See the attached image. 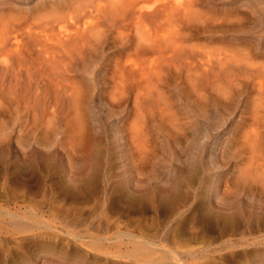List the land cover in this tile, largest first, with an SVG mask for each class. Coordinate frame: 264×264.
Masks as SVG:
<instances>
[{"label": "rangeland", "instance_id": "374dc122", "mask_svg": "<svg viewBox=\"0 0 264 264\" xmlns=\"http://www.w3.org/2000/svg\"><path fill=\"white\" fill-rule=\"evenodd\" d=\"M194 2L157 43L114 18L94 63L83 53L41 71L26 59L19 79L0 78V215L41 220L18 242L38 235L74 264H264V0ZM132 58L146 65L131 70ZM168 182L182 198L157 201ZM217 196L261 221L213 226L202 210Z\"/></svg>", "mask_w": 264, "mask_h": 264}, {"label": "bare ground", "instance_id": "6f19581e", "mask_svg": "<svg viewBox=\"0 0 264 264\" xmlns=\"http://www.w3.org/2000/svg\"><path fill=\"white\" fill-rule=\"evenodd\" d=\"M22 1L23 0H0V70H1L0 78H3L4 76L6 77V74L8 75V73H10V77H12L13 80H16V78H18L17 77L18 76L17 70L19 71V69L20 70L22 69L19 67L20 66L23 67L24 64L22 65V62L24 63V60L26 61V59H27V63H29L28 61L31 62V60H32V63H34V61H35L36 64L40 65V66L37 65L39 68H41V66H42L43 69L44 68L46 69V70H43L41 68V71L42 70L48 71L47 67L49 69L52 68V70L56 69V71H57V69L59 70V68L62 66L63 63H64L63 66L65 68V63L68 66L70 64L66 61H68L69 59L70 60L74 59V57L76 55H81L83 53H87L90 56V60H91L92 59L91 57H93V54L91 53L92 48H94L96 50V52H98V50L103 51L105 49L104 46L106 44V41H109V39H108V37L104 36L105 34H102L100 31L103 30L102 28L104 26L106 27V25L108 26V24L111 25V22L113 20L115 22L114 18H117V19L121 18V20L119 21L118 24H120L121 21H122V23L126 22V20L124 21V19H126L128 16H129V21L131 20L130 23H132V19L134 18L133 24H132L134 26L133 28L135 29L134 32L137 31L138 35L140 33V36L135 35L136 38L138 36V41H140V40L143 41L142 40L143 38L148 39V38L153 37V38H156V40H154V41L150 40V41H153V42L156 41V43H157V40L159 41V39H163L166 37L165 33H164L165 31L168 30V32H169L171 30L169 32V34L171 35V33L174 32L172 30L174 28L177 29L176 26L179 25V24L177 25V23H179V22H177V18L174 19L173 16L175 13L181 14L183 12V11L179 10V8H181V9L183 8L185 14H187V13L191 14L193 12V8H194L193 7L194 5H192V4L195 3L194 1H197V0H187V1L185 0V2H184V0H182V1H180V0H42L41 2L37 3V5L32 8V10H27L25 8L26 11L22 8L23 5H26V4H19V2H22ZM237 1H239V0H237ZM250 1L256 2L257 0H250ZM182 2H184V3H182ZM147 3L148 4L152 3V5L146 6L145 4H147ZM196 3H198V2H196ZM183 16H185V15H182V17ZM130 17H132V18H130ZM31 18L33 21L30 20ZM172 19H174V21L176 20V24H175L176 26L174 25V27L171 26L173 24ZM178 20L181 21L180 18H178ZM127 23H129L128 19H127ZM180 24H181V22H180ZM110 27H112V25ZM129 27L130 26H128V29H129ZM171 27L173 29H170ZM106 30L108 31V29H106ZM120 32H122V33H120V35L123 37L124 31H122L120 29ZM169 34H167V36ZM21 36H23V39H25L24 40L25 44L22 43ZM123 39H124V37H123ZM172 39H173V37H172ZM176 42L177 41H175V43ZM25 46H27L28 48ZM173 48L175 51L174 56L179 55L180 51H178L175 44H174V47H172V49ZM24 50H26V51L23 52ZM103 53H104V51H103ZM27 54H28V57L25 56ZM31 56H34V58H32ZM238 56H239V54H238ZM2 57H3V59H2ZM93 59L91 62H93ZM133 60L134 59L132 58L130 60L131 63L129 61L130 64H128V66H126V64L128 63V61H127V63L124 66L131 68V70L136 69V67H137L138 71H139V67H141V65H146V63L140 61V60H142V58L138 59V61H137V62H141V63H137L136 60H134V61ZM209 61H211V60H209ZM32 63H31V65L33 66ZM122 64H124V62H122ZM122 64L120 65V63H119L117 65L122 66ZM151 64H154V61H151ZM31 65H28V67H30ZM26 66H27V64H26ZM165 66H166V64H165ZM28 67H25V68H28ZM33 67L38 68L36 66H33ZM154 67H156V66H154ZM25 68H23V69H25ZM39 68H38V70H39ZM129 68H127V70ZM65 69L68 70L69 67H68V69L67 68H65ZM27 71L29 72L31 70H29V68H28ZM138 71L136 70L137 73H138ZM133 72H131V73H133ZM8 77H9V75L7 76V79H8ZM7 79H6V81H7ZM13 80H12V82H13ZM3 82H2V84H3ZM14 82L12 83L13 86H14ZM141 146H140V148H141ZM144 148L146 149V146H144ZM186 174H188V173L186 172ZM148 179H149V177H148ZM147 181H149V180H147ZM155 182H156V180H155ZM168 183H169L167 186L168 188H166V189L161 188L162 193H160L157 196V199H156L157 201L159 200V202H161L162 199H165L166 197H168V199H170V197L172 198L173 196H175L177 198L179 197L180 199L182 198V197H180V195H181L180 192L182 191V190L180 191L181 185L180 184H174V183L172 184L170 182H168ZM118 184L121 185V181ZM209 184H210V182H209ZM210 185H212V184H210ZM156 187H157V185H156ZM161 187H163V185ZM164 187H166V185H164ZM178 187H180V188H178ZM184 187H185V185H184ZM133 190H134V188L132 189V191H129L130 192L129 195L127 193V196L132 198L135 202H138V201L143 202L145 199L143 195H146V193L143 194V193H141L142 191L139 192V190H136V189H135V191H133ZM157 190H158V188H157ZM183 190H185V189H183ZM225 190H227V189H225ZM185 191L187 192V190H185ZM149 193H148L147 197H149ZM194 194H195V192H194ZM205 194H206V192H205ZM228 194H229V192H228ZM228 194H227V196H228ZM217 198H218V196H217ZM150 199H151V197H150ZM216 200H219V202H220L219 198ZM172 201H173V198H172ZM174 201H175V199H174ZM183 202H184V200H183ZM228 202H230V199ZM152 203H153V201H152ZM209 203L210 202L207 203L204 201V204H205L204 206H203V203H202V205H200L201 204L200 203L199 207L202 208L201 206H203V210L202 209H200V210L204 211L203 214L206 216V218H208L210 220V223L213 224V226L214 225L215 226L222 225L223 228L226 227L225 224L228 223V221L229 222L233 221V219H235L237 216H239V218L237 217L235 220L239 219L241 222H246V223L248 221H250L251 218H253V217L255 219H257V215H258L257 212L259 211V210L256 212H254L253 210L249 211V212L247 211L248 215H244V211H240V214H238L234 218V214L235 213L237 214V212L232 211L229 214L228 209L231 208V206H230V203H227V201L222 200L219 203V206L215 205L214 203H210V204ZM215 203H216V201H215ZM156 206H158V205H156ZM236 206L238 207V205H236ZM197 208H198V206H197ZM230 210H232V209H230ZM26 215H24V213L23 214H21V213L20 214L19 213H10L8 220H6L4 217H2L0 215V264H31L32 263L31 261H33V260L37 261L40 258V256H42V255L48 254V255H52V256L53 255L58 256L59 255L58 252L59 251L62 252L63 247L60 244H58L57 246H56V244L50 245L47 242L49 240L38 239L37 234H36L37 236L33 235L34 240H30V241H27L25 243H20L16 240V238L13 237L14 233H16V232L32 230L34 225L37 224V222L39 223L41 221V220L39 221L37 215H33V214H30L29 216H26ZM231 215L233 216V218ZM259 215H260V213H259ZM257 220H259V218ZM260 221H261V219L259 220V222ZM232 223H234V222H232ZM253 224H254V221H253ZM22 226H24V227H22ZM47 226H51V224L47 225ZM258 226H259V223H258ZM54 230H55V228H54ZM33 232H35V231H33ZM54 234L47 232L46 234H43L42 236L47 237L46 239H50V238L55 236ZM68 234L73 236V238H76L78 235V234L77 235L74 234L73 232L72 233L69 232ZM173 256H175V261L179 262V260L177 259V257H179V256H177L176 252L173 253ZM259 256H260V259L264 258V250L261 251ZM59 257L61 259H57V262H59L57 264H74V263L70 262V260L76 259V257L71 255L69 252L68 253L66 252L64 255H61V256L59 255ZM52 258H47V261H45L44 264H49L51 261L54 262L55 259H52ZM168 258H170V256ZM162 259H165V258H162ZM162 259L160 258V260H162ZM166 260H168V262H170L169 259H166ZM156 261H158V260H156ZM258 261L259 260H257L256 262H258ZM163 264H165V263H163ZM180 264H183V263L181 262Z\"/></svg>", "mask_w": 264, "mask_h": 264}]
</instances>
